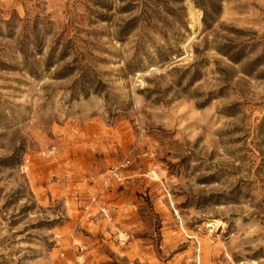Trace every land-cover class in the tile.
I'll use <instances>...</instances> for the list:
<instances>
[{
  "label": "rangeland",
  "instance_id": "obj_1",
  "mask_svg": "<svg viewBox=\"0 0 264 264\" xmlns=\"http://www.w3.org/2000/svg\"><path fill=\"white\" fill-rule=\"evenodd\" d=\"M0 264H264V0H0Z\"/></svg>",
  "mask_w": 264,
  "mask_h": 264
}]
</instances>
